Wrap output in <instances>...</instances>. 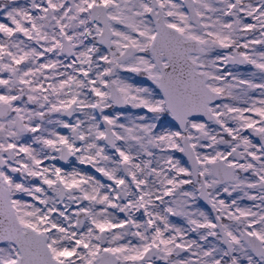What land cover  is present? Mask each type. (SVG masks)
<instances>
[{
    "label": "snow or ice",
    "instance_id": "snow-or-ice-1",
    "mask_svg": "<svg viewBox=\"0 0 264 264\" xmlns=\"http://www.w3.org/2000/svg\"><path fill=\"white\" fill-rule=\"evenodd\" d=\"M0 264H264V0H0Z\"/></svg>",
    "mask_w": 264,
    "mask_h": 264
}]
</instances>
